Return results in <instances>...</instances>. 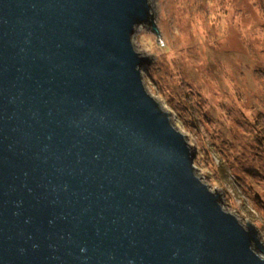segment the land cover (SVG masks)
<instances>
[{
	"label": "water",
	"instance_id": "water-1",
	"mask_svg": "<svg viewBox=\"0 0 264 264\" xmlns=\"http://www.w3.org/2000/svg\"><path fill=\"white\" fill-rule=\"evenodd\" d=\"M154 20L152 0H0V264H264L143 81Z\"/></svg>",
	"mask_w": 264,
	"mask_h": 264
},
{
	"label": "rangeland",
	"instance_id": "rangeland-1",
	"mask_svg": "<svg viewBox=\"0 0 264 264\" xmlns=\"http://www.w3.org/2000/svg\"><path fill=\"white\" fill-rule=\"evenodd\" d=\"M133 43L143 81L196 152L198 176L264 239V0H152ZM262 199H259V197Z\"/></svg>",
	"mask_w": 264,
	"mask_h": 264
},
{
	"label": "bare ground",
	"instance_id": "bare-ground-1",
	"mask_svg": "<svg viewBox=\"0 0 264 264\" xmlns=\"http://www.w3.org/2000/svg\"><path fill=\"white\" fill-rule=\"evenodd\" d=\"M138 28V27H137ZM137 30V29H136Z\"/></svg>",
	"mask_w": 264,
	"mask_h": 264
}]
</instances>
